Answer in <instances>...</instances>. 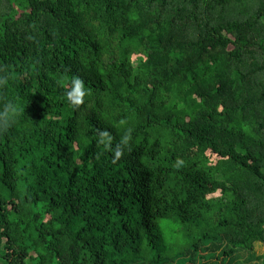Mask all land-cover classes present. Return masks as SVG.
I'll list each match as a JSON object with an SVG mask.
<instances>
[{
	"label": "trees",
	"instance_id": "trees-1",
	"mask_svg": "<svg viewBox=\"0 0 264 264\" xmlns=\"http://www.w3.org/2000/svg\"><path fill=\"white\" fill-rule=\"evenodd\" d=\"M4 76L0 264H264V0H0Z\"/></svg>",
	"mask_w": 264,
	"mask_h": 264
},
{
	"label": "clouds",
	"instance_id": "clouds-1",
	"mask_svg": "<svg viewBox=\"0 0 264 264\" xmlns=\"http://www.w3.org/2000/svg\"><path fill=\"white\" fill-rule=\"evenodd\" d=\"M8 77H0V85L6 84ZM71 89L66 92V97L70 103L76 105L81 104L86 96V89L84 82L80 78H74L71 80ZM20 109L15 101H9L6 103L2 110H0V130L10 127L14 123L15 116ZM106 135V134H105ZM120 153L117 152V156Z\"/></svg>",
	"mask_w": 264,
	"mask_h": 264
},
{
	"label": "rangeland",
	"instance_id": "rangeland-1",
	"mask_svg": "<svg viewBox=\"0 0 264 264\" xmlns=\"http://www.w3.org/2000/svg\"><path fill=\"white\" fill-rule=\"evenodd\" d=\"M254 252L257 254V255H261L264 253V245L262 244H259V245H256L255 249H254ZM244 255V254H243ZM245 257V256H244ZM240 262L244 263L243 262V258H240L239 259V262L238 264H240Z\"/></svg>",
	"mask_w": 264,
	"mask_h": 264
}]
</instances>
